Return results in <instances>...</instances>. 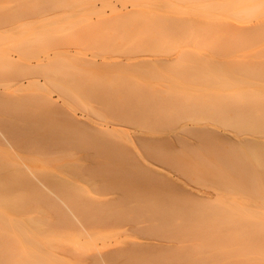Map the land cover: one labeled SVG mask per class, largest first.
<instances>
[{
	"label": "rangeland",
	"instance_id": "374dc122",
	"mask_svg": "<svg viewBox=\"0 0 264 264\" xmlns=\"http://www.w3.org/2000/svg\"><path fill=\"white\" fill-rule=\"evenodd\" d=\"M4 1H6V4L4 3ZM21 1L22 0H0V125L2 127L5 126L4 131H7L6 136L10 138L9 140L13 143V148H10L4 142L2 143L0 139V201L9 203L8 205L0 207V246L3 245L4 247H6V249H4L3 246L2 248L0 247V264H94L96 260L94 261V258L92 260V257H94L92 255L94 253L93 249H91L90 246H98L100 248H108V246H122L125 248L127 247L126 254L124 253L122 256V254L119 253L120 255L117 256L118 258H112V264H118L119 262L120 264H122V261L123 264H125L124 260L126 256V263L127 261H129V264H133L132 259H130L133 256V259L136 258L134 259L136 260V262L138 259V261L141 260L142 264H145V262L148 260L149 261L146 262V264H264V168L261 165L257 166V163L253 160L252 155L250 156L251 151L245 148L246 145L244 146V143L241 142L240 144V142H238V139H241L243 137L254 139L256 136L246 131H241V133L238 134L235 129L230 126V124H225V120H223L224 118H221V114L219 113V111H215L218 109L224 112V109H220L223 102H230V99H234L229 95L231 94V92H233L235 87H229L230 85H242L244 78L249 79L252 77H249V74L243 75L246 74V72L242 71L244 70L245 65H252L255 64V62H257L256 64L264 62V54L263 56H259L258 53L256 54L255 52V50H258L255 47L264 46V43L260 42V44H258V42H255L256 45H254V48L245 50L240 48V51L237 48H233V51L234 49L238 50L235 53V51L233 52L230 48H212L213 50L211 48L205 49L201 46V42L194 41L167 39L158 40L148 38L140 39V37L134 38L132 36L123 35L113 36L112 34L107 33L109 27L106 26L105 21L102 23V21L100 20V15H98V11L101 10L103 12V14L101 15L103 16L106 15L108 17H112L113 14L110 7L102 6V0H75L74 2L68 0L66 2V5L62 7L63 9H53L51 7H47L44 2L45 0H33L34 2L37 1L40 3V9L36 13H32V10L29 7L19 6L20 3H22ZM106 1L109 2L112 6L116 7V10L122 11L131 9L129 0ZM123 4L125 5L122 6ZM89 5L90 7H88ZM79 14L82 16H80ZM12 15H14L13 17L15 18V20H18L22 16H25L28 19H34L36 16H40V22H36L30 26L31 31L40 29V35H42L43 37H40V49L33 50L30 54L25 55L26 57L18 56V49L22 45L23 38L26 36L24 33L26 27L20 26V21L18 23L17 21L11 23L12 19H8L9 22L5 20L6 17L13 18ZM92 26L95 27L94 30L92 29ZM56 27H58V29L54 30V28ZM124 28L126 29V31L128 30L132 32V28H126L125 26ZM230 43L228 42L225 44L227 46H231ZM255 43L253 42V44ZM216 44L222 45V43L214 44V42H211V44L204 43L202 45L216 46ZM253 44L251 43V45ZM234 45H237V43ZM246 45H248V43H246ZM215 50H219L221 51V53L218 51L217 53H219V55L213 54L216 53ZM231 51L233 54H231ZM128 52L129 54H127ZM222 52L225 55H223ZM229 52L231 55L229 54ZM253 53L255 54V56L252 55ZM258 56L261 58H258ZM7 58H9V60ZM118 60L126 62L125 65L119 68L115 67V61ZM104 62L106 63V65ZM111 63L113 65H111ZM261 63L258 64V66L255 64V68L256 66L258 68ZM232 65H236V67L233 68ZM237 69L238 73L236 74ZM30 78L33 80L35 78L38 81L28 84ZM79 84L80 87L77 86ZM132 88H135L136 91L134 89L132 90ZM143 88H146L147 91ZM105 90H107V93H105ZM127 90L129 93L127 92ZM114 91L117 96H115L116 94L114 93ZM137 91L140 94H138ZM245 93H243V95L245 94L244 96H253L249 91H245ZM123 94H126L124 98ZM46 96H50L53 102H47ZM129 96H133V98L130 99ZM116 97L119 101H116ZM143 97L145 99H143ZM126 98L127 100H125ZM129 99L133 102H131ZM157 99H159V101L161 100V104ZM219 100L221 102H219ZM137 101L139 104L137 103ZM134 102L136 103V106ZM143 102L145 104H143ZM202 102L203 105H201ZM130 104L132 107L130 106ZM118 105H121L122 107H119ZM203 107L204 109H202ZM209 107H211L210 111L208 110ZM120 108H122L123 111L122 115L120 114L118 116V114L121 113ZM135 109L140 111H135ZM9 110L11 111L9 112ZM64 110L68 111L69 113L66 111L64 112ZM195 110L198 112V114H196L197 112ZM202 110L205 114L202 113ZM41 112L43 115L41 114ZM49 112L51 113L49 114ZM58 112L60 113V115H62L60 116ZM109 112L118 114L116 116L113 113L111 114ZM194 112L196 113L193 114ZM9 113L10 115H8ZM55 113H58L56 114V116L58 117L53 116ZM67 113L71 114L72 116L74 115V117L81 120V122H89L92 126L98 125L117 129L118 135L115 133V138H100L99 136L95 135L93 130H90L87 127L84 129L83 127H75V125L74 127H72V125H69V127L67 124H65L64 121V125H66L65 128L61 124L63 123L61 121L66 118ZM128 113V117L131 114L133 115H131V117L129 118L130 121L128 120V117H123ZM188 113L190 117H192V119L189 118ZM190 113H192V115ZM231 113L233 114V116L231 115ZM16 114L21 117L16 118ZM64 114H66L65 118ZM218 114L219 117H217ZM183 115L184 118L182 117ZM229 116L234 117L233 110L226 111L225 118ZM39 117L41 119H39ZM137 118L140 119L137 120ZM179 118H181L182 121ZM186 118H188V120ZM59 119L62 120L60 121ZM55 121L57 123H60V125L57 126L58 124H56ZM19 123L21 125H19ZM127 123L129 124L127 125ZM6 124L8 126L12 125L13 128L11 126H6ZM170 124L172 125V127ZM27 125L31 130L27 128ZM187 125H206L210 128H215L216 130H218L217 132H221L220 134L227 136H225L226 139L223 138L224 136H220L221 139L223 138L221 140L219 138L220 134L214 132L216 136H213L215 135L213 132L208 133L205 130L193 132L190 131V133L192 134L188 135L189 132L187 131V133L184 129ZM69 128L71 129V131ZM75 128H79L82 130L78 131V129H76L75 131ZM8 130L11 131V134L8 133ZM44 131H48V134ZM199 132L205 134L208 133L209 136H207L210 138L201 133V138L198 137ZM195 133L196 136L193 135ZM16 134L18 136H21L18 137ZM134 135H137L140 138L142 137V139L146 138L147 141L151 139L153 140L152 142L158 139L160 144L161 142L165 141V143L167 145L169 144V146H167L163 142L162 144L166 146L162 147V145L160 146V144L156 141L154 143L156 145L159 144L161 148L157 147L158 145L156 146L155 144H150L148 142L146 143V145H143L146 139L141 140L143 141L142 143L140 139H138V141L137 138H133L135 140V143L132 144L129 137ZM175 135L177 137H175ZM210 135H212L213 137H211ZM169 136L171 137V139L167 142V140H165L164 138ZM179 136L181 137V141L182 138H186V142H181L179 140V143H176L175 139H180ZM33 137L36 140L38 138V140L36 141ZM117 137H119L121 140H118ZM229 138L232 140H229ZM262 138H264V136L259 139ZM21 139H23L22 143L25 146L21 143ZM48 140L49 142L55 141V144L52 142L49 143ZM58 140H61L60 142L65 145L63 146V144H61L60 142L57 144ZM189 140L191 145L187 146ZM31 141H33V143H35V141L36 143L39 141V143L35 145ZM40 141L42 142V145L44 144L45 146H39L41 145ZM66 141L68 142L65 143ZM24 142H27L28 145ZM45 142L47 143L45 144ZM139 142L142 144H139ZM60 144L63 147L59 150L61 146L58 147V145ZM113 144H115L117 148ZM120 144H126L123 150H126V148L128 147L134 151L132 152L133 155L134 153H136L138 157L136 158L138 159V161L135 160L132 154L130 155L138 163H136L130 157L126 158L124 155V157L122 156L123 153H129L126 152L127 150L125 152L122 149L119 150L121 148ZM179 144L181 147L179 146ZM50 145L52 149H50ZM153 145H155L156 147H153ZM172 145H174V147ZM183 145L185 146L182 147ZM233 145H236L237 148L241 147V152L237 150V148H235L236 146ZM38 146L41 149L38 148ZM53 146L55 147V149H53ZM169 147L171 149H169ZM189 147H192L191 150ZM65 148H67V150ZM33 149L36 151H33ZM132 150H130L129 152H131ZM121 151H123V153H121ZM106 154L109 155L107 156ZM119 156L121 157L118 158ZM124 159L126 160L127 164H130V166L129 164L128 166L127 164H124L126 163L124 162ZM131 159L135 162L134 165L133 163H130L132 161ZM247 159H249V161ZM226 160L227 163H225ZM102 161H104L105 163L103 162L99 164ZM139 161L141 162V164L143 162L144 165H148L153 169L160 170L165 174L177 177L178 183L182 185H180V190L182 189L184 191L186 189L189 192L195 193L190 194L191 197H193L194 195V198L190 199L188 197L190 196L188 192L186 195H184V192L182 196L179 191H176L179 189V187L178 189H176V187L173 186L172 188H175L176 190L171 189L169 191L173 192L169 193V184L167 187L166 185L163 186V188L166 187L167 190H164L162 188L160 189L163 184L167 183L162 180L160 182V179L153 176L152 173L149 174L148 172H146V169L144 170V165H142V167H144L142 169L145 172L142 171L140 174L142 176L144 174V177L146 178H142V176L139 177L140 174L132 172L140 170L137 169L141 167L139 166ZM245 161H248L252 167L248 164V162L245 163ZM21 163H23L24 166L27 165V167L25 166L24 168ZM163 163H168V166ZM17 165H21V171H19L20 168ZM77 165L79 168H73V166L75 167ZM99 165L101 166L100 168ZM93 166L95 170H91ZM6 167L9 169H7ZM230 167L232 170H234L231 171ZM250 167L251 169L254 167V169H250L252 173H250L251 171L247 172V169H249ZM129 168L132 171L129 170L130 172L128 171V173L130 175L134 173L132 176L136 178L138 177L135 182H133L135 178H132V176L131 178L133 180L130 179L129 176H127L129 179L125 180L127 178L124 172ZM27 169L28 171L32 170L35 174L38 175V177L43 174L53 173L56 176L59 174L60 176L69 179V181L65 182L66 185L68 183L70 186L72 185L73 189L76 188L73 191L74 193L78 191V193L75 194L77 198H75L76 201L73 197L70 198L71 202H78V204L74 202L69 204L72 205V207L75 205L78 206H75V208L73 209H77L75 211L79 212V216L78 213L77 216L79 217L80 221L84 223L83 226H80L75 221L71 222V220H69L67 215L63 212L61 208L62 204H60L61 206L59 204H56L57 206L54 205V203H58V201L53 199V196L50 193L48 194L50 195L51 199L55 200V202L50 201V206L48 204L49 202H46V198L48 199L47 196H49H46V192L37 191L38 194L36 193V195L33 191L35 190V187H37L36 185H38L37 182H31V185H35V187L32 186L33 188L29 187L28 183L26 184V186H23L24 180L20 181L19 183V180L22 179V175L24 176V174H26L23 170H26L27 172ZM98 169H100V171ZM5 171L8 173H6ZM108 171H110V173H108ZM22 172H24V174H22ZM254 172L256 173V175L254 174ZM72 173H74V175H72ZM122 173H124L123 176ZM145 173H148L146 174L148 176H146ZM8 174L14 175L7 176ZM97 174L104 175L105 180L102 179L103 176L98 177ZM236 174H238L239 176H237ZM251 174L255 175L257 179L256 177L253 178ZM117 175L118 178H116ZM119 175L121 176L120 178ZM186 176L188 179L186 178ZM14 177L16 178L13 179ZM149 177L151 178V181H153L152 178H156L154 180L155 183H150V181H148L149 184L146 183V179H149ZM140 178L141 180H143V182L141 181L142 184L140 182ZM120 180H122V182ZM156 180L159 181V184L162 183L160 184L161 186L157 183ZM137 182H140L141 185L137 184ZM119 183H122L123 185H119ZM150 184H154L153 187ZM155 184L156 186H159V188H154ZM69 185H67V190L71 189L69 192H72V187H69L68 189ZM142 185L146 186L142 187ZM40 188L41 186L36 189L38 190ZM30 189L33 190L30 191ZM58 189L60 188L58 187ZM62 190L68 192L66 190V186L64 188L62 187V189H60L59 191ZM174 191H176L177 194H180L181 197L186 196L185 198L188 199L185 200V198H180V195H175ZM32 192L33 196L31 198ZM73 192L72 195L75 197ZM39 193L42 195H44L43 193H45L44 196L46 198L44 196H41L42 199L45 198L42 202H40V198H38V196L40 197ZM196 194L198 195L197 197ZM155 195L157 196L155 197ZM60 196L62 197V195ZM176 196H179V200ZM198 197L200 200L197 199ZM204 198L206 200H204ZM192 199H194V201H196L197 203L194 201L192 202ZM34 200L39 202L37 203ZM183 200H185L186 202H183ZM87 202L89 204H87ZM201 203L203 204L201 205ZM80 204L82 205L81 207ZM176 206L178 207L177 209L174 208ZM186 206H188L189 208L191 206L192 207L188 209V207ZM57 209L61 210V214L58 213L59 211ZM135 209L136 211L134 212L133 210ZM138 209L141 212L143 210L145 214L144 212H140V214H138ZM88 210H90L91 212ZM81 212L82 214H80ZM56 213L58 214V216L56 215ZM88 214L90 216H88ZM141 214H144V216ZM146 214L149 215V217ZM179 214L181 215L180 217ZM54 215H56L58 219H60V217L62 216V220L60 219L61 222L56 220L57 218H55L56 216ZM139 215L142 216V218H139ZM150 215L152 216V219H150ZM135 216L139 220L136 219ZM157 216H160L161 218H158ZM64 218L68 221H66ZM122 218L125 220H123ZM134 218L136 219V221L138 220L137 224ZM148 218L150 219V221ZM63 219L65 222H63ZM97 219L98 221H96ZM40 222L42 223L43 230L40 233L39 239L38 235L33 231L34 226L36 228L37 226H40ZM131 222H133V224ZM54 223L57 229L55 228V225L53 226ZM86 223L91 225L92 228L90 227L89 229V226ZM125 223L127 224L125 225ZM179 223H182V226ZM43 224L45 225L43 226ZM76 224L77 226L75 227ZM109 224L111 226H109ZM59 226H61V229H59ZM143 226L148 227L144 228ZM71 227L73 229L76 228V231H73ZM130 227H133L134 229L138 227L139 229L136 228L137 230H140V228H144V232L141 233L137 232L136 230L135 232L133 231L134 229L132 230ZM156 228L158 229L157 231ZM148 229L149 233L145 231ZM172 232L173 234L171 235ZM139 233H141V235ZM149 241L165 245L166 248L170 246H173V248H168V250L171 251H168L166 248L165 250H162L158 245L151 249L146 248L143 253H140L139 250L141 247L138 245ZM134 242L136 243V245H134ZM188 244H190V246ZM132 246H136L137 248L139 247V250H136V248H132L133 251L136 250L137 252L139 251V253L129 252V249L131 250ZM161 248L164 249L163 246ZM149 249L150 251L148 252H152L151 254H153V256H155L156 258L153 256V258H151V254L146 252ZM157 249L159 253H157ZM8 250H10L12 255L10 254L11 259H9V261H6L4 259L9 255L7 252ZM72 253H74V255ZM19 254H21L22 256L25 255L27 256V258L19 259ZM37 254H40V256H37ZM146 255L148 257L147 259ZM216 256L217 258H215ZM122 257L123 259H121ZM115 258L116 261L114 260ZM119 258L121 259V261L117 262ZM240 259L242 260L241 262ZM136 262H134V264ZM141 262H138L136 264H141Z\"/></svg>",
	"mask_w": 264,
	"mask_h": 264
},
{
	"label": "bare ground",
	"instance_id": "6f19581e",
	"mask_svg": "<svg viewBox=\"0 0 264 264\" xmlns=\"http://www.w3.org/2000/svg\"><path fill=\"white\" fill-rule=\"evenodd\" d=\"M68 0H45L44 2H45V5H47V7H51V8H53V9H57V8H62V7H64V5H66V2H67ZM72 2H74L75 0H71ZM6 1H4V3H5ZM22 3H20V5L19 6H21V7H29L31 10H32V13H36L39 9H40V3L39 2H34L33 0H22L21 1ZM129 2H130V5H131V9L130 10H122V11H120V10H116V7H114V6H112L109 2H107L106 0H102V6H108V7H110V9H111V12L113 13L112 14V17H108V16H106V15H101V14H103V12H102V10L101 11H98V15H100V20L102 21V23L105 21V23H106V26L107 27H109L108 28V30H107V33H109V34H112L113 36H132V37H134V38H138V37H140V39L141 38H144V39H167V40H183V41H194V42H201L202 44H204V43H210L211 44V42H214V44L215 43H222V45L220 44V45H217L216 44V46L214 45H212V46H206V45H202L201 44V46L202 47H204L205 49L206 48H218V49H220V48H230V49H232V51H233V48H237V49H239V51H240V48H242V49H251V48H254V45H256V43L255 42H258V44H260V42H263L264 43V0H129ZM6 4V3H5ZM87 5V4H86ZM117 5V4H116ZM115 5V6H116ZM125 4H123L122 6H124ZM97 6H99V5H97ZM88 7H90V5L88 6ZM63 9V8H62ZM59 10H61V9H59ZM114 10V11H113ZM92 12H93V10H92ZM82 14V13H81ZM80 15V14H79ZM14 15H12V17H13ZM35 16V15H34ZM80 16H82V15H80ZM86 17V16H85ZM8 19H12V21H11V23H14V22H16L17 21V23L19 22V25L20 26H24V27H26L25 28V30H24V33H25V37L23 38V41H22V45L19 47V49H18V56H20V57H26L25 55H28V54H30L33 50H36V49H40V37H42V35H40V29H38V30H32L31 31V25H33L34 23H36V22H40V16H36L34 19H28L27 17H25V16H22V17H20L18 20H15V18L13 17V18H7L6 17V19L5 20H7V22H9L8 21ZM85 19V18H84ZM89 19V18H88ZM86 20V19H85ZM91 21V20H90ZM70 22V21H69ZM79 22V21H78ZM74 23V22H73ZM124 26L126 27V28H132L131 30H132V32H130V31H126V29L124 28ZM94 26H92V29L94 30ZM58 29V27H56V28H54V30H57ZM0 37H1V35H0ZM43 38V37H42ZM149 42V41H148ZM156 42V41H155ZM230 43L231 44V46L229 45V46H227L225 43ZM234 42V43H233ZM253 42L255 43V44H253ZM225 45H224V44ZM233 43V44H232ZM237 43V45H234V44H236ZM239 43V44H238ZM245 43V44H244ZM246 43H248V45H246ZM251 43L253 44V45H251ZM106 44V43H105ZM240 44H243V45H240ZM257 44V45H258ZM112 45H114V44H112ZM119 45V44H118ZM256 49H258V50H255V52H256V54L258 53V55L259 56H263V54H264V46H258V47H255ZM132 49H133V47H132ZM235 50L234 49V51H235V53L238 51V50ZM213 50V49H212ZM226 50H228V49H226ZM133 51V50H132ZM219 50H215V52L216 53H213V54H218L219 55V53H217ZM223 51V50H222ZM232 51H231V54H233L232 53ZM233 51V52H234ZM126 52V51H125ZM139 52V51H138ZM220 53H221V51H219ZM143 53V52H142ZM223 53V52H222ZM120 54H122V53H120ZM125 54V53H124ZM127 54H129V52L127 53ZM133 54V53H132ZM227 54V53H226ZM229 54H230V52H229ZM230 54V55H231ZM136 55V54H135ZM221 55V54H220ZM223 55H225L224 53H223ZM222 55V56H223ZM228 55V54H227ZM250 55V54H249ZM253 56H255V54L253 53L252 54ZM258 56V58H261V57H259ZM2 57H4V56H2ZM8 60H9V58H7ZM23 61V60H22ZM48 61V60H47ZM92 62H94V61H92ZM116 62V64L114 65L115 67H123L124 65H125V63L126 62H123V61H120V60H118V61H115ZM258 62H260V61H258ZM101 63H103V62H101ZM105 63V62H104ZM229 63H233V62H229ZM243 63V62H242ZM253 63V62H252ZM251 63V64H252ZM257 62H255V64H256ZM261 63V62H260ZM260 63H258V64H260ZM26 64V63H25ZM110 64V63H109ZM237 64V63H236ZM244 64V63H243ZM246 64V63H245ZM249 64V63H248ZM255 64H252V65H245V67H244V70H242V71H244V72H246V74H243V75H247V74H249V77L250 76H252L251 78H244V81H243V83H242V85H230L229 87H231V86H233V87H235L234 88V90H233V92H231V94L229 95V96H232V98H234V99H230V102L229 101H227V102H223V104H222V107L220 108V109H224V112L223 111H221V110H215V111H219V113L221 114V118H224L223 120H225V124H230V126H232L234 129H235V131L238 133V134H240L241 133V131L242 132H244V131H246V132H249V133H251V134H253V135H255L256 137L254 138V139H250V138H246V137H243V138H241V139H238V142H240V144H241V142L242 143H244V146H245V148L247 149V150H250L251 152V154H250V156L252 155V157H253V160L257 163V166L258 165H261L263 168H264V138H262V139H259V138H261V137H263L264 136V95H262V94H264V62L263 63H261V65L257 68V66H258V64H256L257 66H256V68H255ZM104 65V64H103ZM105 65H106V63H105ZM111 65H113L112 63H111ZM230 67V66H229ZM232 67L233 68H235L236 67V65L235 66H233L232 65ZM231 67V68H232ZM238 67H239V65H238ZM237 67V68H238ZM41 69V68H40ZM138 69V68H137ZM141 69V68H140ZM144 70V69H143ZM235 71V70H234ZM239 71H240V69H239ZM28 73V72H27ZM143 73V72H142ZM238 73V69H237V72H236V74ZM240 73H243V72H240ZM239 73V74H240ZM191 74V73H190ZM220 75V74H219ZM149 76V75H148ZM15 77V76H14ZM18 77V76H17ZM220 77V76H219ZM221 78V77H220ZM235 78H236V76H235ZM18 79V78H17ZM239 79V78H238ZM237 80V79H236ZM38 80L37 79H35L34 78V80L33 79H31L30 78V81H28V84L29 83H33V82H37ZM22 83V82H21ZM91 84V83H90ZM93 84V83H92ZM135 85V84H134ZM163 85V84H162ZM165 85V84H164ZM77 86H79L80 87V84L79 85H77ZM166 86V85H165ZM117 87V86H116ZM228 87V88H229ZM130 88V87H129ZM138 88V87H137ZM135 90L136 91V89L135 88H132V90ZM144 89V88H143ZM143 89H142V91H143ZM141 90V89H140ZM144 90H146V88L144 89ZM124 91V90H123ZM135 91H134V94H135ZM139 91V90H138ZM138 91H137V93H138ZM147 91V90H146ZM145 91V92H146ZM156 91V90H155ZM161 91V90H160ZM162 91H164V90H162ZM245 91H249L250 93H252V95L253 96H251L250 97V95H249V97H247V96H244L246 93H245ZM259 91V92H258ZM127 92H128V90H127ZM126 92V93H127ZM1 93V92H0ZM103 93V92H102ZM105 93H107V90H105ZM104 93V94H105ZM111 93V92H110ZM114 93H115V91H114ZM129 93V92H128ZM156 93V92H155ZM226 93V92H225ZM228 93V92H227ZM243 93H245L244 95H243ZM249 93V94H250ZM116 94V93H115ZM130 94H131V92H130ZM133 94V93H132ZM138 94H140V93H138ZM137 94V95H138ZM149 94V93H148ZM154 94V93H153ZM119 95V94H118ZM126 95V94H125ZM125 95L123 94V98L125 97ZM136 95V96H137ZM145 95V94H144ZM219 95V94H218ZM115 96H117V94L115 95ZM141 96H142V93H141ZM109 97V96H108ZM114 97V96H113ZM127 97V96H126ZM145 97V96H144ZM143 97V99H145ZM152 97H154V96H152ZM171 97V96H170ZM128 98V97H127ZM127 98L125 99V100H127ZM129 98L131 99V98H133V96L131 97V96H129ZM160 98H161V96H160ZM215 98H218V97H215ZM214 98V99H215ZM231 98V97H230ZM39 99V98H38ZM46 99H47V102H53V100H52V98L49 96H46ZM115 99H117V97L115 98ZM129 99V100H130ZM135 99V98H134ZM154 99V98H153ZM165 99V98H164ZM169 99V98H168ZM226 99V98H225ZM3 100V99H2ZM124 100V101H125ZM136 100H137V98H136ZM158 101H159V99H157ZM170 100V99H169ZM180 100V99H179ZM201 100H203V99H201ZM227 100V99H226ZM114 101V100H113ZM116 101H119L118 99L116 100ZM131 102H133L132 100H130ZM161 101V100H160ZM160 101H159V103H160ZM212 101V100H211ZM221 101H222V99H221ZM220 100H219V102H221ZM223 101H225V100H223ZM45 102V101H44ZM164 102V101H163ZM200 102V101H199ZM214 102V101H213ZM114 103V102H113ZM124 103H126V102H124ZM135 103V102H134ZM137 103H138V101H137ZM174 103V102H173ZM215 103V102H214ZM216 103H217V101H216ZM8 104V103H7ZM10 104H12V103H10ZM79 104V103H78ZM121 104H122V102H121ZM128 104V103H127ZM139 104V103H138ZM143 104H145L144 102H143ZM161 104V103H160ZM198 104V103H197ZM197 104H196V106H197ZM212 104V103H211ZM219 104V103H218ZM6 105V104H5ZM152 105V104H151ZM185 105V104H184ZM201 105H203V102H202V104ZM215 105V104H214ZM9 106V105H8ZM119 106V105H118ZM121 106V105H120ZM119 106V107H120ZM130 106H131V104H130ZM135 106H136V103H135ZM167 106V105H166ZM188 106V105H187ZM195 106V105H194ZM193 106V107H194ZM208 106H209V104H208ZM218 106V105H217ZM3 107V106H2ZM22 107V106H21ZM119 107H118V109H119ZM122 107V106H121ZM132 107V106H131ZM140 107V106H139ZM150 107V106H149ZM154 107V106H153ZM13 108V107H12ZM15 108V107H14ZM17 108V107H16ZM23 108V107H22ZM125 108V107H124ZM138 108V107H137ZM148 108V107H147ZM206 108H207V105H206ZM210 108L211 107H209V111H210ZM117 109V108H116ZM121 110V113H117L118 114V116L121 114L122 115V111H123V109L122 108H120ZM139 109V108H138ZM144 109V108H143ZM202 109H204V107L202 108ZM15 110H17V109H15ZM50 110V109H49ZM132 110V109H131ZM137 109H135V111H136ZM191 110H192V108H191ZM197 110V109H196ZM195 110V111H196ZM198 110H201V109H198ZM207 110V111H208ZM212 110H213V108H212ZM227 110H233V113H234V117H231V116H229V117H227V118H225L226 117V111ZM11 110H9V112H10ZM61 111H63V110H61ZM66 110H64V112H65ZM113 111H115V110H113ZM117 111V110H116ZM125 111V110H124ZM138 111V110H137ZM140 111V110H139ZM138 111V112H139ZM148 111V110H147ZM146 111V112H147ZM185 111V110H184ZM205 111V110H204ZM35 112V111H34ZM52 112V111H51ZM51 112H49V114L51 113ZM66 112H68V111H66ZM132 112H134V111H132ZM155 112V111H154ZM193 112V111H192ZM197 112V111H196ZM196 112H194L193 114H195ZM200 112V111H199ZM206 112V111H205ZM231 112V111H230ZM14 113V112H13ZM20 113V112H19ZM25 113H27V112H25ZM46 113V112H45ZM54 113V112H53ZM59 113V112H58ZM58 113H55L53 116L55 117L56 116V114H58ZM69 113V112H68ZM67 113V116H66V118H65V115L66 114H64V118H62V119H64L63 121H61L62 119H59L61 122H63V123H61L65 128H66V125H64V121H65V124H67L68 126L70 125H72V127H74V125H75V127L76 126H78V127H83V129L84 128H89L90 130H93L94 131V133H95V135L96 136H99L100 138L101 137H113V138H115V133L117 134V129H114V128H109V127H103V126H98V125H90V123L89 122H86V121H83V122H81V120H79L78 118H76V117H74V115L72 116L71 114H68ZM109 113H111V112H109ZM108 113V114H109ZM113 114H114V112H112ZM111 113V114H112ZM124 113H126V112H124ZM143 113V112H142ZM163 113V112H162ZM202 113L203 114H205L204 112H203V110H202ZM229 113V112H228ZM32 114V113H31ZM30 114V115H31ZM41 114H42V112H41ZM117 114H114V115H116L117 116ZM137 114H139V113H137ZM147 114V113H146ZM164 114V113H163ZM191 115H192V113H190ZM196 114H198V112L196 113ZM8 115H10V113L8 114ZM15 115V114H14ZM17 115V114H16ZM30 115H29V117H30ZM43 115V114H42ZM59 115H60V113H59ZM62 115V114H61ZM60 115V116H61ZM69 115V116H68ZM127 115H129V113L128 114H126V116H123V117H128ZM132 115V114H131ZM131 115L128 117V120H129V118L131 117ZM179 115H181V114H179ZM188 115H189V113H188ZM202 115V114H201ZM200 115V116H201ZM207 115V114H206ZM205 115V116H206ZM216 115V114H215ZM214 115V116H215ZM231 115L233 116V114L231 113ZM28 116V115H27ZM32 116V115H31ZM46 116H48V115H46ZM133 116V115H132ZM135 116V115H134ZM151 116V115H150ZM178 116V115H177ZM194 116V115H193ZM213 116V115H212ZM19 118V117H21V116H16V118ZM44 117V116H43ZM51 117V116H50ZM56 117H58V116H56ZM137 117V116H136ZM163 117V116H162ZM166 117V116H165ZM183 118H184V115L182 116ZM187 117V116H186ZM210 117V116H209ZM217 117H219V114H218V116ZM32 118V117H31ZM45 118H47V117H45ZM119 118V117H118ZM189 118L190 119H192V117H190V115H189ZM197 118V117H196ZM216 118V117H215ZM22 119V118H21ZM24 119V118H23ZM37 119H38V117H37ZM36 119V120H37ZM39 119H41L40 117H39ZM43 119V118H42ZM122 119H124V118H122ZM140 119V118H139ZM138 118H137V120H139ZM145 119V118H144ZM166 119V118H165ZM173 119V118H172ZM178 119V118H177ZM180 120H181V118H179ZM187 120H188V118H186ZM185 119V120H186ZM189 119V120H190ZM35 120V121H36ZM48 120H49V117H48ZM53 120H54V118H53ZM57 120V119H56ZM133 120H134V118H133ZM142 120V119H141ZM184 120V121H185ZM217 120V119H216ZM219 120V119H218ZM222 120V121H223ZM25 121V120H24ZM31 121V120H30ZM34 121V120H33ZM59 121V122H60ZM125 121V120H124ZM127 121V120H126ZM130 121V120H129ZM161 121H163V120H161ZM176 121H178V120H176ZM182 121V120H181ZM206 121V120H205ZM220 121H221V119H220ZM219 121V122H220ZM227 121V122H226ZM6 122V121H5ZM49 122V121H48ZM56 122V121H55ZM110 122V121H109ZM171 122H173V121H171ZM175 122V121H174ZM12 123V122H11ZM39 123H40V121H39ZM46 123H47V121H46ZM45 123V124H46ZM140 123H141V121H140ZM143 123H145V122H143ZM164 123V122H163ZM170 123V122H169ZM4 124V123H3ZM9 124V123H8ZM50 124V123H49ZM56 124H58L57 126H59L60 125V123H57L56 122ZM55 124V125H56ZM116 124H118V123H116ZM125 124V123H124ZM129 123H127V125H128ZM133 124V123H132ZM135 124H137V123H135ZM19 125H21L20 123H19ZM54 125V124H53ZM62 125H61V127H62ZM126 125V124H125ZM159 125V124H158ZM167 125V124H166ZM171 125V124H170ZM176 125V124H175ZM179 125V124H178ZM6 126H8L7 124H6ZM12 127V125H9L8 127ZM67 126V127H68ZM69 126V127H70ZM85 126V127H84ZM138 126H140V125H138ZM221 126V125H220ZM5 127V126H4ZM4 127H2L1 125H0V139H1V141H2V143L4 142L5 144H7L10 148H13V143L9 140L10 138H8L7 136H6V132L7 131H4ZM7 127V128H8ZM23 127V126H22ZM24 127H25V125H24ZM23 127V128H24ZM51 127V126H50ZM60 127V128H61ZM165 127V126H164ZM170 127V126H169ZM171 127H172V125H171ZM223 127V126H222ZM13 128V127H12ZM14 128H15V126H14ZM27 128H28V125H27ZM53 128V127H52ZM55 128V127H54ZM175 128V127H174ZM230 128V127H229ZM29 129V128H28ZM36 129V128H35ZM42 129V128H41ZM41 129H39V130H41ZM48 129V128H47ZM46 129V130H47ZM68 129V128H67ZM70 129V128H69ZM73 129V128H72ZM76 129H78V131L79 130H82V129H79V128H75V131H76ZM112 130V131H110V130ZM185 130H186V132L188 133V135L189 134H192V133H190V131L191 132H193V131H203V130H205V131H207L208 133L209 132H216V133H218V134H220L219 132H217L218 130H216L215 128H210V127H208V126H206V125H192V126H185V128H184ZM226 129V128H225ZM16 130H17V127H16ZM29 130H31V129H29ZM64 130V129H63ZM74 130V129H73ZM72 130V131H73ZM164 130V129H163ZM9 132L8 133H10L11 131L10 130H8ZM67 131V130H66ZM66 131H64V132H66ZM70 131H71V129H70ZM70 131H68V132H70ZM45 133H47L48 134V131H44ZM44 132H42V133H44ZM57 132V131H56ZM83 132H85V131H83ZM185 132V131H184ZM36 133V132H35ZM110 133H112V134H110ZM197 133V132H196ZM196 133L195 134H193V135H195L196 136ZM201 132H199V136L198 137H200L201 136V134H204V135H208V133L207 134H205V133H201ZM237 133H236V136H237ZM11 134V133H10ZM33 134H34V132H33ZM46 134V135H47ZM50 134V133H49ZM66 134V133H65ZM70 134V133H69ZM72 134V133H71ZM83 134V133H82ZM89 134V133H88ZM215 134V133H214ZM243 134V133H242ZM241 134V135H242ZM13 135V134H12ZM15 135V134H14ZM17 135V134H16ZM55 135H58V134H55ZM74 135H76V134H74ZM118 135V134H117ZM172 135V134H171ZM213 135V134H212ZM210 135L211 137H213V136H216V134L215 135ZM18 136V135H17ZM21 135H19L18 137H20ZM30 136V135H29ZM44 136V135H43ZM49 136V135H48ZM53 136V135H52ZM65 136V135H64ZM195 136H193V137H195ZM203 136V135H202ZM209 136V135H208ZM207 136V137H208ZM220 136L222 137V136H224V135H222V134H220L219 135V138H220ZM225 136H227V135H225ZM223 137L224 139H226V137ZM16 137V136H15ZM57 137V136H56ZM60 137V136H59ZM66 137V136H65ZM68 137V136H67ZM77 137V136H76ZM175 137H177L176 135H175ZM180 137V136H179ZM22 138H24V137H22ZM31 138V137H30ZM34 138V137H33ZM49 138V137H48ZM87 138V137H86ZM133 138H137V140L138 139H140V141L141 140H145L146 138H143L142 139V137L140 138V137H138L137 135H134V136H130L129 137V139H130V141H131V143L132 144H134L135 143V140L133 139ZM201 138V137H200ZM199 138V139H200ZM208 138H210V137H208ZM222 138V139H223ZM17 139H19V138H17ZM29 139V138H28ZM35 139V138H34ZM33 139V140H34ZM54 139V138H53ZM104 139V138H103ZM117 139L118 140H121L119 137H117ZM165 140H167V142H168V140H170L171 139V137L169 136V137H165L164 138ZM163 139V140H164ZM186 138H182V141L184 142H186V140H185ZM217 139H218V136H217ZM221 139V138H220ZM221 139V140H222ZM228 139V138H227ZM13 140V139H12ZM22 140L23 139H21V143H22ZM36 140V139H35ZM37 140H38V138H37ZM36 140V141H37ZM55 140V139H54ZM57 140V139H56ZM65 140V139H64ZM68 140V139H67ZM113 140H116V139H113ZM136 140V141H137ZM176 140V143L180 140L181 141V137H180V139H175ZM215 140V139H214ZM229 140H232V139H230L229 138ZM229 140H227V141H229ZM15 141H16V139H15ZM19 141V140H18ZM25 141V140H24ZM36 141H35V143H33V141H31L33 144H38L39 143V141L36 143ZM42 141V140H41ZM40 141V142H41ZM44 141H46V140H44ZM43 141V142H44ZM61 141V140H60ZM59 140H58V142H57V144L60 142ZM72 141H74V140H72ZM87 141V140H86ZM109 141V140H108ZM139 141V140H138ZM150 141V142H149ZM149 141H147V139H146V141H145V143H143V141H141L142 143H143V145L145 144L146 145V143L148 142V143H153V144H155L154 142L156 141L157 143H159V140L158 139H156L154 142H152L153 140H149ZM181 141V142H182ZM198 141V140H197ZM226 141V140H225ZM20 142V141H19ZM48 142H49V140H48ZM50 142H52V141H50ZM49 142V143H50ZM55 142V141H54ZM54 142H52V143H54ZM68 141H66L65 143H67ZM110 142V141H109ZM164 142V144H166L165 143V141H163ZM163 142H161V144H160V146L162 145V147H164V146H166V145H164V144H162ZM172 142V141H171ZM202 142V141H201ZM213 142V141H212ZM223 142V141H222ZM233 142V141H232ZM24 143H27V142H24ZM47 142H45V144H46ZM51 143V144H52ZM61 144H63L62 142H60ZM114 143V142H113ZM142 143H140L139 142V144H142ZM173 143V142H172ZM179 143V142H178ZM211 143V142H210ZM23 144V143H22ZM31 144V143H30ZM55 144V143H54ZM53 144V145H54ZM58 145V147L59 146H61V148H59V150L60 149H62V147L65 145V144H63V146L62 145ZM69 144V143H68ZM87 144V143H86ZM112 144V143H111ZM118 144V143H117ZM159 144H155L157 147H160L159 146ZM182 144V143H181ZM184 144V143H183ZM196 144V143H195ZM215 144H217V143H215ZM237 144V143H236ZM21 145V144H20ZM24 145V144H23ZM27 145H28V143H27ZM70 145V144H69ZM75 145V144H74ZM73 145V146H74ZM91 145V144H90ZM95 145V144H94ZM113 145H115V144H113ZM119 145V144H118ZM126 145V144H125ZM125 145H121L120 144V146H121V148L120 147H118V148H120L119 150H123L124 149V147H125ZM155 145H153V147L155 146ZM186 145V144H185ZM185 145H183L182 147H184ZM189 145H191L190 144V140L188 141V145L187 146H189ZM200 145V144H199ZM221 145V144H220ZM228 145V144H227ZM230 145V144H229ZM25 146V145H24ZM39 146H45L44 144L42 145V142H41V145H39ZM38 146V148H40ZM56 146V145H55ZM67 146V145H66ZM87 146V145H86ZM101 146V145H100ZM111 146V145H110ZM109 146V147H110ZM150 146V145H149ZM152 146V145H151ZM155 146V147H156ZM167 146H169V144L167 145ZM173 147H174V145H172ZM179 146H180V144H179ZM197 146V145H196ZM216 146V145H215ZM233 146H236V145H233ZM32 147V146H31ZM30 147V148H31ZM48 147V146H47ZM54 147V146H53ZM71 147V146H70ZM78 147V146H77ZM81 147H84V146H81ZM91 147V146H90ZM97 147V146H96ZM115 147H116V145H115ZM123 147V148H122ZM127 147V146H126ZM145 147V146H144ZM181 147V146H180ZM192 147H193V145H192ZM192 147H189L190 148V150H191V148ZM202 147V146H201ZM34 148V147H33ZM45 148V147H44ZM49 148V147H48ZM68 148V147H67ZM67 148H65L66 150H67ZM79 148V147H78ZM99 148V147H98ZM117 148V147H116ZM128 148V147H127ZM126 148V150H123L124 152L126 151V152H128L129 154H127V153H123V151H121V153H123L122 154V156L124 155L126 158L128 157H130V158H132L133 159V157L135 158V160H137L138 161V157H137V155H136V153H134V155H133V153L132 152H134L131 148H128V149H130V150H132L131 152H129L130 150H128ZM147 148V147H146ZM150 148V147H149ZM161 148V147H160ZM186 148V147H185ZM188 148V149H189ZM229 148H231V147H229ZM235 148H237V146L235 147ZM29 149V148H28ZM32 149V148H31ZM35 149H37V148H35ZM41 149V148H40ZM47 149V148H46ZM50 149H52L51 148V145H50ZM53 149H55V147L53 148ZM58 149V148H57ZM64 149V148H63ZM74 149H76V148H74ZM82 149V148H81ZM86 149V148H85ZM100 149V148H99ZM98 149V150H99ZM102 149V148H101ZM111 149H112V147H111ZM159 149V148H158ZM163 149V148H162ZM169 149H171L170 147H169ZM173 149H175V148H173ZM78 150V149H77ZM80 150V149H79ZM97 150V149H96ZM151 150V149H150ZM153 150H154V148H153ZM153 150H152V153H153ZM237 150H239L240 152H241V147H238L237 148ZM27 151H29V150H27ZM33 151H36V150H34L33 149ZM38 151V150H37ZM41 151H43V150H41ZM53 151V150H52ZM93 151V150H92ZM107 151V150H106ZM110 151V150H109ZM156 151V150H155ZM158 151H163V150H158ZM193 151V150H192ZM231 151H232V149H231ZM31 152H32V150H31ZM51 152V151H50ZM55 152V151H54ZM98 152V151H97ZM100 152V151H99ZM116 152H118V151H116ZM249 152V151H248ZM108 153V152H107ZM159 153V152H158ZM100 154V153H99ZM113 154H114V152H113ZM126 154V155H125ZM130 154H132V156L130 155ZM162 154V153H161ZM231 154H232V152H231ZM237 154H238V152H237ZM101 155V154H100ZM107 155V154H106ZM109 155V154H108ZM107 155V156H108ZM119 155H120V151H119ZM129 155V156H128ZM152 155V154H151ZM194 155H195V153H194ZM111 156V155H110ZM116 156V155H115ZM123 156V157H124ZM200 156V155H199ZM237 156V155H236ZM105 157V156H104ZM121 156H119L118 158H120ZM137 157V158H136ZM210 157V156H209ZM212 157V156H211ZM224 157H226V156H224ZM238 157H239V155H238ZM240 157H241V155H240ZM247 157V156H246ZM245 157V158H246ZM112 158V157H111ZM125 158V159H126ZM196 158V157H195ZM249 158V157H248ZM19 159V158H18ZM91 159V158H90ZM124 159V162H126V160ZM131 159V160H132ZM219 159V158H218ZM236 159H237V157H236ZM242 159V158H241ZM244 159V158H243ZM95 160V159H94ZM113 160H115V159H113ZM134 160V159H133ZM131 161L130 163H133V165L135 164V162L134 161ZM246 160V159H245ZM248 161H249V159H247ZM130 161V160H129ZM156 161V160H155ZM221 161V160H220ZM237 161V160H236ZM244 161V160H243ZM248 161H245V163L246 162H248ZM97 162V161H96ZM104 161H102V162H100L99 164H101V163H103ZM121 162H123V161H121ZM140 162V161H139ZM240 162V161H239ZM105 163V162H104ZM108 163V162H107ZM117 163V162H116ZM136 163H138V162H136ZM225 163H227V160H226V162ZM20 164V163H19ZM23 166H24V164L23 163H21ZM122 164V163H121ZM124 164H127V162L126 163H124ZM129 164V163H128ZM128 164H127V166H128ZM163 164H166V163H163ZM168 164V163H167ZM166 164V165H167ZM248 164H249V162H248ZM247 164V165H248ZM16 165V164H15ZM69 165V164H68ZM72 165V164H71ZM74 165V164H73ZM104 165V164H103ZM142 165H144V163L142 162V164H141V162H140V164H139V166H141L140 168H137V169H140V170H136V171H132V170H130V168L128 169V170H124L125 172V175H126V178L127 179H125V180H128L129 178L127 177V176H129L130 177V179H132V178H135L134 179V181L133 182H135V180L136 179H138V177L136 178V177H134V176H132L134 173H132L131 175L128 173V171L130 170V171H132V172H135V173H137V174H140L142 171H144L145 169V171L146 172H148L149 174H151L152 173V175L153 176H155L156 178H158V179H160V182H161V180L162 181H164L165 183H167V184H163L162 186L160 185V184H162V183H158L159 181H157V183L161 186L160 187V189L162 188V189H164V190H167V186H168V184L170 185L168 188V192L170 193H172L173 191H169V190H174L175 188H172L173 186L174 187H176V189H178V187H179V189L178 190H176V191H179V193H181V195L182 194H184V192H185V194L184 195H186L187 194V192H188V194L190 195V194H195V193H193V192H189L188 190H180V188H181V184H179L178 183V178L177 177H174V176H171V175H168V174H165V173H163L162 171H160V170H156V169H153L152 167H149L148 165H144V167H142ZM240 165H241V163H240ZM250 166H251V164H249ZM18 166V165H17ZM21 166V165H20ZM20 166H18L19 168H20ZM26 167H27V165H25ZM25 166H24V168H25ZM122 166V165H121ZM129 166H130V164H129ZM165 166V165H164ZM168 166V165H167ZM235 166V165H234ZM233 166V167H234ZM70 167V166H69ZM76 167H78V165L77 166H73V168H76ZM95 167H98V166H95ZM101 166L99 165V168H100ZM104 167V166H103ZM114 167V166H113ZM126 167V166H125ZM166 167V166H165ZM246 167V166H245ZM249 167V166H248ZM252 167V166H251ZM251 167L249 168V169H247L248 171L247 172H249V171H251L252 169H254V167L251 169ZM7 168V167H6ZM72 168V167H71ZM72 168V169H73ZM79 168V167H78ZM77 168V169H78ZM82 168V167H81ZM89 168H92V167H89ZM142 168H144V170L142 169ZM228 168V167H227ZM260 168V167H259ZM7 169H9V168H7ZM11 169V168H10ZM23 169V168H22ZM76 169V170H77ZM86 169V168H85ZM84 169V170H85ZM88 169V168H87ZM94 169V166H93V168L91 169V170H93ZM97 169V168H96ZM110 169H111V167H110ZM115 169H116V167H115ZM115 169H113V170H115ZM131 169H132V167H131ZM230 169H231V167H230ZM251 169V170H250ZM261 169V168H260ZM6 170V169H5ZM70 170V169H69ZM68 170V171H69ZM75 170V171H76ZM95 170V169H94ZM99 171H100V169H98ZM102 170V169H101ZM106 170V169H105ZM117 170H118V168H117ZM134 170H135V168H134ZM234 170V169H233ZM232 169H231V171H233ZM17 171V170H16ZM19 171H21V168H20V170ZM23 171H25V173L26 174H24V172H22V174H24V176L22 175V179H20L19 180V183H20V181H22V180H24V182H25V185H24V182H23V186H26V184L28 183L29 184V187H32L33 186V184L31 185V182H37V184L39 185H36L37 187H35V185L33 186V187H35V190L33 191L35 194L37 193L38 194V192L40 191V192H46V196L47 195H49L48 193H50L52 196H53V199H55V200H57L58 201V203H56L55 202V200H53V199H51V197H50V195L49 196H47L48 197V199H49V201H48V199L44 196L45 195V193H43L44 195H42V194H40V197L38 196V198H40V202H42L45 198H46V202H49L48 204H49V206L51 205V203H50V201H54L55 203H54V205L55 206H57L56 204H62V206H61V208H62V210H63V212L67 215V217L69 218V220H71V222H73V221H75V222H77L80 226H83V224L84 223H82L81 221H80V219H79V212H76L75 210H77V209H73V208H75V206H77V205H75V206H73L72 207V205H70L69 203H72V202H74V201H72L71 202V200H70V198H74V200L76 201V193H78V191L77 192H73L74 191V189H76V188H74L73 189V187H72V185L70 186L68 183H67V185H69L68 186V189H69V187L71 188L72 187V192L74 193V195H75V197L72 195V192H69L70 190H67V185H66V183L65 182H67V181H69V179H67V178H64V177H62V176H60L59 174L56 176V175H54L53 173H47V174H43V175H40V177H38V175L37 174H35L32 170H30V171H28V169H27V172H26V170H23ZM79 171H81V170H79ZM121 171V170H120ZM129 171V172H130ZM144 171V172H145ZM244 171V170H243ZM6 172V171H5ZM71 172V171H70ZM84 172H87V171H84ZM93 172V171H92ZM106 172V171H105ZM4 173V172H3ZM6 173H8V172H6ZM11 173V172H10ZM14 173V172H13ZM18 173V172H17ZM21 173V172H20ZM75 173H77V172H75ZM82 173H83V171H82ZM97 173H98V171H97ZM108 173H110V171H108ZM112 173V172H111ZM118 173V172H117ZM124 173H122V176L124 175ZM127 173V174H126ZM148 173H145V175L146 174H148ZM234 173H235V171H234ZM240 173V172H239ZM250 173H252V171L250 172ZM12 174V173H11ZM11 174H8L7 176H9V175H11ZM15 174V173H14ZM13 174V175H14ZM96 174V173H95ZM99 174H103V173H99ZM99 174H97L98 175V177L99 176H103V178L102 179H104L105 177H104V175H99ZM136 174V175H137ZM194 174V173H193ZM254 174L256 175V173L254 172ZM13 175H11V176H13ZM18 175H20V174H18ZM17 175V176H18ZM71 175V174H70ZM72 175H74V173H72ZM93 175V174H92ZM151 175V176H152ZM233 175V174H232ZM237 176H239L238 174H236ZM252 176H253V178H255L256 176L255 175H253V174H251ZM258 175H260V174H258ZM262 175V174H261ZM77 176V175H76ZM90 176V175H89ZM131 176H132V178H131ZM142 175L140 174V176L139 177H141ZM146 176H148V175H146ZM183 176V175H182ZM2 177V176H1ZM111 177H112V175H111ZM110 177V178H111ZM121 176L119 175V178H120ZM263 177V176H262ZM16 177H14L13 179H15ZM93 178H95V177H93ZM107 178V177H106ZM109 178V179H110ZM116 178H118V175H117V177ZM142 178H146V177H144V174H143V176H142ZM156 178H152V180L153 181H151V178L149 177V179H146V183H148V181H150V183H155L154 182V180L156 179ZM184 178V177H183ZM186 178H187V176H186ZM234 178V177H233ZM252 178V177H251ZM188 179V178H187ZM186 179V180H187ZM256 179H257V177H256ZM105 180V179H104ZM116 180V179H115ZM117 180H119V179H117ZM133 180V179H132ZM193 180V179H192ZM239 180V179H238ZM3 181V180H2ZM9 181V180H8ZM16 181V180H15ZM121 182H122V180H120ZM143 182V180H141V178H140V182ZM10 182V181H9ZM108 182V181H107ZM110 182H111V180H110ZM117 182V181H116ZM126 182V181H125ZM128 182V181H127ZM140 182H137V184H140ZM142 182H141V184H142ZM191 182V181H190ZM242 182V181H241ZM17 183V182H16ZM5 184V183H4ZM8 184V183H7ZM115 184H117V183H115ZM122 184V183H121ZM120 183H119V185H121ZM126 184V183H125ZM131 184V183H130ZM140 184V185H141ZM145 184V183H144ZM149 184V183H148ZM16 185V184H15ZM22 185V184H21ZM31 185V186H30ZM111 185V184H110ZM123 185V184H122ZM133 185V184H132ZM150 185H152V184H150ZM154 185V184H153ZM153 185H152V187H153ZM164 185H166V189L165 188H163V186ZM181 185V186H180ZM3 186V185H2ZM1 186V187H2ZM19 186V185H18ZM41 186V188L40 189H36V188H38V187H40ZM66 186V190L69 192V194H68V192H65V190H62V191H59L60 189H62V187L64 188ZM105 186V185H104ZM139 186V185H138ZM144 186H146V185H144ZM143 185H142V187H144ZM148 186V185H147ZM32 187V188H33ZM58 187L60 188V189H58ZM76 187V186H75ZM131 187H133V186H131ZM137 187V186H136ZM141 187V186H140ZM155 187H158L159 188V186H156V184H155V186H154V188ZM3 188V187H2ZM186 188V187H185ZM5 189V188H4ZM22 189V188H21ZM103 189V188H102ZM135 189V188H134ZM146 189V188H145ZM144 189V190H145ZM148 189V188H147ZM152 189V188H151ZM188 189V188H187ZM33 190V189H32ZM31 189H30V191H32ZM58 190V191H57ZM78 190V189H77ZM99 190V189H98ZM138 190V189H137ZM142 190V189H141ZM38 191V192H37ZM139 191V190H138ZM137 191V192H138ZM143 191V190H142ZM157 191V190H156ZM160 191V190H159ZM176 191H174L175 192V195L177 194V192ZM182 191V192H181ZM33 192L31 193V198H32V194H33ZM59 192H60V195H62V197L59 195ZM161 192H162V190H161ZM163 192H165V191H163ZM167 192V191H166ZM20 193V192H19ZM80 193V192H79ZM156 193V192H155ZM34 194V195H35ZM36 194V195H37ZM71 194V195H70ZM141 194V193H140ZM158 194V193H157ZM165 194V193H164ZM70 195V196H69ZM84 195V194H83ZM177 195H180V194H177ZM181 195H180V198H185V197H181ZM21 196V195H20ZM24 196H25V194H24ZM41 196H44L45 198L44 199H42V197ZM157 195H155V197H156ZM183 196V195H182ZM188 196V195H187ZM198 195L196 194V197H197ZM27 197V196H26ZM25 197V198H26ZM29 197H30V195H29ZM50 197V198H49ZM86 197V196H85ZM169 197V196H168ZM177 197V196H176ZM175 197V198H176ZM179 197V196H178ZM178 197H177V199H178ZM190 199L191 198H194V195H193V197H191V195L190 196H188ZM201 197V196H200ZM30 198V199H31ZM76 198V199H75ZM78 198H79V196H78ZM29 199V200H30ZM35 199H36V197H35ZM82 199V198H81ZM85 199V198H84ZM173 199V198H172ZM188 199V198H187ZM186 198H185V200H187ZM196 199V198H195ZM197 199H199V197L197 198ZM196 199V200H197ZM65 200H67L68 201V203H67V201H65ZM69 200H70V202H69ZM87 200V199H86ZM149 200H150V198H149ZM156 200H157V198H156ZM168 200V199H167ZM179 200V199H178ZM177 200V201H178ZM185 200H183V202H186ZM200 200V199H199ZM204 200H206L205 198H204ZM34 201H36V200H34ZM78 201H79V199H78ZM137 201V200H136ZM153 201V200H152ZM159 201V200H158ZM163 201V200H162ZM166 201V200H165ZM171 201V200H170ZM176 201V202H177ZM194 201V199H192V202ZM30 202V201H29ZM33 202V201H32ZM37 203L39 202V201H36ZM46 202H43V203H46ZM60 202V203H59ZM81 202V201H80ZM107 202V201H106ZM133 202V201H132ZM156 202V201H155ZM188 202V201H187ZM189 202H190V200H189ZM191 202V203H192ZM194 202H196V201H194ZM74 203H77L78 204V202H74ZM85 203V202H84ZM158 203V202H157ZM165 203V202H164ZM163 203V204H164ZM174 203V202H173ZM172 203V204H173ZM197 203V202H196ZM9 203L8 202H4V201H0V207L1 206H4V205H8ZM87 204H89L88 202H87ZM109 204V203H108ZM166 204V203H165ZM181 204V203H180ZM198 204H199V202H198ZM203 203H201V205H202ZM44 205V204H43ZM53 205V206H54ZM91 205V204H90ZM168 205V204H167ZM170 205V204H169ZM177 205H178V203H177ZM189 205V204H188ZM48 206V205H47ZM82 205L80 204V207H81ZM87 206V205H86ZM92 206V205H91ZM149 206V205H148ZM152 206V205H151ZM171 206V205H170ZM170 206H167V207H170ZM78 207V206H77ZM79 207V208H80ZM85 207V206H84ZM88 207V206H87ZM90 207V206H89ZM150 207V206H149ZM186 207H188V206H186ZM192 207V206H191ZM190 207V208H191ZM158 208V207H157ZM174 208H178L177 206L176 207H174ZM189 207H188V209H190ZM60 209V208H59ZM106 209V208H105ZM176 209H175V211H176ZM181 209H183V208H181ZM185 209V208H184ZM195 209V208H194ZM58 210V209H57ZM83 210V209H82ZM139 210V209H138ZM173 210V209H172ZM53 211V210H52ZM54 211H55V209H54ZM59 212L58 213H60V211L61 210H58ZM88 211H90V210H88ZM134 212L136 211V209L135 210H133ZM167 211V210H166ZM174 211V212H175ZM178 211V210H177ZM194 211V210H193ZM62 212V213H63ZM91 212V211H90ZM89 212V213H90ZM109 212H111V211H109ZM129 212H130V210H129ZM139 213L138 214H140V210L138 211ZM144 211L142 210V212L141 213H143ZM147 212V211H146ZM179 212V211H178ZM77 213H78V216H77ZM88 213V212H87ZM115 213V212H114ZM161 213V212H160ZM169 213V212H168ZM187 213V212H186ZM55 214V213H54ZM61 214V213H60ZM80 214H82V212L80 213ZM117 214V213H116ZM144 214H145V212H144ZM144 214H141V215H143L144 216ZM151 214V213H150ZM156 214V213H155ZM159 214V213H158ZM183 214H184V212H183ZM199 214V213H198ZM56 215L58 216V214L56 213ZM56 215H54V216H56ZM63 215V214H62ZM85 215H87V214H85ZM119 215V214H118ZM128 215V214H127ZM135 215V214H134ZM147 215V214H146ZM153 215V214H152ZM189 215V214H188ZM192 215V214H191ZM211 215V214H210ZM55 217V218H57L56 220H58L59 222H61L60 221V219H61V217H60V219H58V217ZM65 216V215H64ZM88 216H90L89 214H88ZM93 216H95V215H93ZM111 216V215H110ZM114 216V215H113ZM117 216V215H116ZM148 217H149V215H147ZM147 216H146V218H147ZM167 216H169V215H167ZM181 215L179 214V217H180ZM98 217H99V215H98ZM97 217V218H98ZM101 217V216H100ZM105 217V216H104ZM108 217V216H107ZM129 217V216H128ZM132 217V216H131ZM139 218H142V216H138ZM150 219H152V216L150 215ZM158 217V216H157ZM156 217V218H157ZM160 217V216H159ZM158 217V218H159ZM171 217V216H170ZM117 218V217H116ZM115 218V219H116ZM135 218H136V216H135ZM134 218V219H135ZM161 218V217H160ZM185 218V217H184ZM195 218H197V217H195ZM65 219V218H64ZM64 219H63V222H65L64 221ZM83 219V218H82ZM85 219V218H84ZM87 219V218H86ZM114 219V220H115ZM123 219V218H122ZM136 219H138V218H136ZM136 219H135V221H136ZM149 219V218H148ZM150 219H149V221H150ZM155 219V218H154ZM163 219V218H162ZM176 219V218H175ZM186 219V218H185ZM45 220H47V219H45ZM62 220V219H61ZM66 220V219H65ZM111 220V219H110ZM123 220H125V219H123ZM133 220V219H132ZM139 220V219H138ZM138 220L136 221V224H137V222H138ZM146 220V219H145ZM158 220V219H157ZM174 220V219H173ZM66 221H68V220H66ZM90 221V220H89ZM96 221H98V219L96 220ZM100 221V220H99ZM106 221V220H105ZM108 221V220H107ZM119 221V220H118ZM130 221V220H129ZM128 221V222H129ZM148 221V220H147ZM159 221V220H158ZM203 221V220H202ZM70 222V221H69ZM84 222V221H83ZM112 222V221H111ZM125 222H127V221H125ZM142 222V221H141ZM140 222V223H141ZM171 222V221H170ZM105 223H107V222H105ZM109 223V222H108ZM122 223V222H121ZM124 223V222H123ZM132 224H133V222H131ZM135 223V222H134ZM189 223V222H188ZM66 224V223H65ZM75 224V223H74ZM87 224V223H86ZM112 224V223H111ZM119 224V223H118ZM127 223H125V225H126ZM129 224V223H128ZM154 224V223H153ZM164 224H165V222H164ZM175 224V223H174ZM180 224V223H179ZM182 224V223H181ZM180 224V225H181ZM45 224H43V226H44ZM55 225V223L53 224V226ZM58 225V224H57ZM60 225H61V223H60ZM88 226H89V229H90V227H91V225H89V224H87ZM87 225H85V226H87ZM94 225V224H93ZM106 225H108V224H106ZM124 225V224H123ZM124 225V226H125ZM135 225V224H134ZM179 225V226H180ZM47 226V225H46ZM49 226H50V224H49ZM63 226H65V225H63ZM71 226H73V225H71ZM77 226V224L75 225V227ZM97 226V225H96ZM109 226H111L110 224H109ZM156 226V225H155ZM182 226V225H181ZM60 228L59 229H61V226H59ZM70 227V226H69ZM101 227H102V225H101ZM139 227V226H138ZM138 227H136V228H138ZM144 227V226H143ZM146 227H148V226H146ZM146 227H144V228H146ZM153 227V226H152ZM167 227V226H166ZM36 227L34 226V233H36L37 235H38V237H39V239H40V233L42 232V230H43V227H42V223L40 222V226H37V228L35 229ZM55 228H56V225H55ZM62 228H64V227H62ZM72 228V227H71ZM78 228H79V226H78ZM92 228V227H91ZM103 228H104V225H103ZM105 228H107V227H105ZM131 228V227H130ZM134 229L133 227L131 228L133 231H137V232H144L143 231V229H141L140 228V230H137V229ZM160 228V227H159ZM163 228V227H162ZM184 228V227H183ZM196 228V227H195ZM194 228V229H195ZM57 229V228H56ZM73 229V228H72ZM76 228H74L73 229V231H76L75 230ZM86 229H88V228H86ZM139 229V228H138ZM35 230H37V231H35ZM77 230H80V229H77ZM129 230V229H128ZM158 229L156 228V231H157ZM184 230V229H183ZM21 231H23V230H21ZM132 231V232H133ZM135 231V232H136ZM146 232H148L149 233V229L148 230H145ZM134 232V233H135ZM165 232V231H164ZM176 232V231H175ZM179 232H180V230H179ZM190 232V231H189ZM124 233V232H123ZM122 233V234H123ZM141 233H139L140 235H141ZM163 233V232H162ZM193 233V232H192ZM144 234V233H143ZM152 234H153V231H152ZM173 234V232L171 233V235ZM175 234H177V233H175ZM188 234V233H187ZM145 235V234H144ZM181 235V234H180ZM146 236V235H145ZM145 236H143V237H145ZM173 236H176V235H173ZM178 236V235H177ZM184 236V235H183ZM147 237V236H146ZM166 237H168V236H166ZM180 237V236H179ZM200 237V236H199ZM172 238V237H171ZM198 238V237H197ZM162 239V238H161ZM160 239V240H161ZM237 240V239H236ZM166 241V240H165ZM184 241H186V240H184ZM3 243V242H2ZM135 243V242H134ZM178 243V242H177ZM5 244V243H4ZM138 244V243H137ZM140 244V243H139ZM236 244V243H235ZM132 245V244H131ZM134 245H136V243L134 244ZM160 246L159 248L160 249H162V250H165V245H162V244H157V242H144V243H141V245H138V246H140L141 248H140V250H139V247L137 248L136 246H132L131 247V250L129 249V252H137L136 250H139L140 251V253H143V251H145L146 250V248H153V247H155V246ZM189 246H190V244H188ZM3 246V245H2ZM2 246H0L1 248H2ZM164 247V249L163 248H161V247ZM168 246V245H167ZM4 247V246H3ZM11 247V246H10ZM106 247V246H105ZM170 247H172L173 248V246H170ZM170 247H168L169 249H171ZM175 247V246H174ZM187 247V246H186ZM12 248V247H11ZM90 248L91 249H93V255L92 256H94V257H92V260H93V258H94V261L96 260V262L98 263V264H112L111 263V261H112V258H114V257H117L118 255H120V254H122V256H123V254L125 253L126 254V248L125 247H122V246H118V247H114V246H108V248L106 247V248H100V247H98V246H95V247H93V246H90ZM134 248H136V250H134L133 251V249ZM158 248V249H159ZM168 248H166L167 250H168ZM185 248V247H184ZM195 248V247H194ZM4 249H6V247H4ZM52 249V248H51ZM150 249L149 250H147L146 252H148V251H150ZM158 249H157V251H158ZM178 249H179V246H178ZM11 250V249H10ZM10 250H8L7 252H8V256L4 259V260H6V261H9V259H11V257H10V254L12 255V253L10 252ZM13 250H14V248H13ZM68 250V249H67ZM174 250V249H173ZM191 250V249H190ZM197 250V249H196ZM4 251V250H3ZM17 251V250H16ZM36 251H38V250H36ZM72 251V250H71ZM128 251V250H127ZM139 251L137 252V253H139ZM152 251V250H151ZM155 251V250H154ZM153 251V252H154ZM161 251V250H160ZM168 251H171V250H168ZM176 251V250H175ZM175 251H174V253H175ZM185 251V250H184ZM195 251V250H194ZM193 251V252H194ZM199 251V250H198ZM74 252V251H73ZM164 252V251H163ZM162 252V253H163ZM180 252V251H179ZM188 252H189V250H188ZM13 253H14V251H13ZM70 253V252H69ZM120 253V254H119ZM148 253H150V252H148ZM152 253V252H151ZM150 253V254H151ZM157 253H159V251L157 252ZM184 253V252H183ZM67 254H68V252H67ZM73 255H74V253H72ZM181 254V253H180ZM15 255V254H14ZM131 255V254H130ZM129 255V256H130ZM135 255V254H134ZM144 255H145V252H144ZM147 255H149V254H147ZM147 255H146V259L148 258L147 257ZM192 255V254H191ZM5 256V255H4ZM18 256V255H17ZM37 256H40V254H37ZM153 254H151V258H153V257H155V256H153ZM178 256V255H177ZM185 256V255H184ZM188 256H190V255H188ZM194 256V255H193ZM120 257V256H119ZM131 257V256H130ZM134 257V256H133ZM133 257L132 258H130V259H132V263L134 264V262H136V260H134V259H136V258H134L133 259ZM150 257V256H149ZM169 257V256H168ZM213 257V256H212ZM1 258V257H0ZM24 258H27V256H22L21 254H19V259H24ZM118 258V257H117ZM143 258V257H142ZM156 258V257H155ZM214 258V257H213ZM215 258H217V256L215 257ZM219 258V257H218ZM91 259V258H90ZM111 259V260H110ZM121 259H123V257L121 258ZM121 259L119 258V260L117 261V262H119V261H121ZM145 259V258H144ZM115 261H116V258L114 259ZM126 260H127V256H126V258H125V264H127L129 261H127V263H126ZM154 260V259H153ZM93 261V262H94ZM110 261V262H109ZM145 261V260H144ZM149 261V260H148ZM148 261H146V262H148ZM194 261V260H193ZM239 261V260H238ZM242 260L240 259V262H241ZM244 261V260H243ZM246 261V260H245ZM3 262V261H2ZM96 262H94V264L96 263ZM131 262V261H130ZM138 262H141V260H139L138 261V259H137V262L136 263H138ZM146 262H145V264H146ZM152 262V261H151ZM96 263V264H97ZM135 263V264H136ZM227 263V262H226ZM118 264H120V262L118 263ZM122 264H123V261H122ZM129 264V263H128ZM131 264V263H130ZM141 264H142V262H141ZM150 264H152V263H150ZM237 264V263H236ZM253 264V263H252Z\"/></svg>",
	"mask_w": 264,
	"mask_h": 264
}]
</instances>
